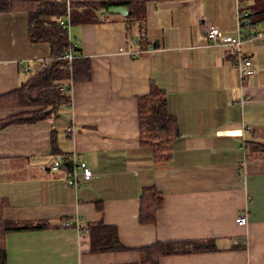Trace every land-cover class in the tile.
<instances>
[{
	"label": "crops",
	"instance_id": "crops-1",
	"mask_svg": "<svg viewBox=\"0 0 264 264\" xmlns=\"http://www.w3.org/2000/svg\"><path fill=\"white\" fill-rule=\"evenodd\" d=\"M249 4L150 0L143 49L129 42L119 15L70 28L90 59L91 80L73 86L58 118L0 131L3 218L55 225L8 233V264H145L142 249L157 242L209 241V251L160 264H264V36L241 44L255 68L242 81L234 53L212 46L205 32L211 22L223 36L264 30V18L248 17ZM241 12L248 16L240 21ZM49 55L48 45L29 42L26 12L0 13V96ZM152 84L166 92L180 129L167 164L140 148L138 98ZM10 113L0 109V119ZM65 156L94 173L77 191L65 188ZM151 185L164 201L156 224L142 225L140 197ZM242 212L243 225L236 223ZM96 222L116 227L125 249L92 253L86 227Z\"/></svg>",
	"mask_w": 264,
	"mask_h": 264
},
{
	"label": "trees",
	"instance_id": "trees-1",
	"mask_svg": "<svg viewBox=\"0 0 264 264\" xmlns=\"http://www.w3.org/2000/svg\"><path fill=\"white\" fill-rule=\"evenodd\" d=\"M148 1L150 0H73L68 13L65 0H0V13L26 12L29 42L46 44L50 50L48 67L27 72V78L19 88L0 96V109L11 111L8 116L0 119V131L13 125L33 124L58 118L60 113L72 104L73 86L91 80L90 59L84 56L79 45L70 39L67 30L60 25L62 20L69 19L71 27L101 24L105 21L104 16H113L108 12L111 7H125L129 14L121 17L126 25L129 42L137 39L138 47L143 49L147 43L145 18ZM249 3L248 17H256V21L263 19L264 0H249ZM67 54L72 58H66ZM138 121L140 148L157 164L169 163L173 156V142L180 136V129L176 117L170 112L166 92L155 84H152L149 94L138 98ZM260 149L259 144H250V150ZM62 161L71 175V158L65 156ZM163 201L162 194L155 185L144 187L140 197V224H156L157 213ZM6 204L0 203V264H8V233L55 227L49 220L7 221L2 215ZM66 221L69 223V220ZM86 229L90 234L92 253L125 249L116 227L96 222L88 224ZM214 247L212 241L157 242L143 248L142 252L145 264H160V259L165 256L205 252Z\"/></svg>",
	"mask_w": 264,
	"mask_h": 264
},
{
	"label": "built area",
	"instance_id": "built-area-1",
	"mask_svg": "<svg viewBox=\"0 0 264 264\" xmlns=\"http://www.w3.org/2000/svg\"><path fill=\"white\" fill-rule=\"evenodd\" d=\"M67 2L68 6V13H69V6L70 3L73 0H65ZM248 16V12H241L237 17L241 21L242 17ZM60 25L63 26L69 36H70V21L68 20H62L60 22ZM220 29L218 26L215 24V22L209 23L207 29H206V36L209 38L211 45L212 46H218V45H223L227 47L230 51L234 53V62L238 66V73H240V78L243 81L247 76L251 75L254 73L255 68H254V62L253 59L251 58V55L246 54L242 50V43L248 40H253L257 37H262L264 36V30L259 31L255 34L246 35L242 36L241 33L239 32L236 34V36H223L221 32H219ZM136 41L135 39L132 40V44H135ZM66 58L71 59L72 56L70 54L66 55ZM50 64L49 60H42L40 62V68L43 69L45 67H48ZM70 132H72V129H69ZM71 160L73 162V170L69 178V182L65 185L66 189H74L77 191L81 187V182L82 181H91L94 178V173L93 171L85 164L84 162H76L74 158L71 157ZM60 166V162H56L54 165V170H57ZM236 223L238 224H247L248 223V216L245 212H242L237 218H236Z\"/></svg>",
	"mask_w": 264,
	"mask_h": 264
},
{
	"label": "water",
	"instance_id": "water-1",
	"mask_svg": "<svg viewBox=\"0 0 264 264\" xmlns=\"http://www.w3.org/2000/svg\"><path fill=\"white\" fill-rule=\"evenodd\" d=\"M109 14H112V15H119V16H122V17H125L129 14V11L127 8L125 7H111L109 10H108Z\"/></svg>",
	"mask_w": 264,
	"mask_h": 264
}]
</instances>
